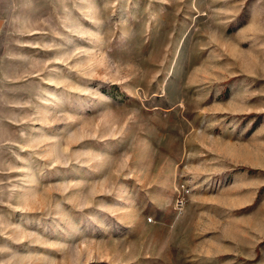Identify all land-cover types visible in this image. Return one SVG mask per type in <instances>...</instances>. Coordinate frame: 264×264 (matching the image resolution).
Segmentation results:
<instances>
[{"label":"rangeland","instance_id":"1","mask_svg":"<svg viewBox=\"0 0 264 264\" xmlns=\"http://www.w3.org/2000/svg\"><path fill=\"white\" fill-rule=\"evenodd\" d=\"M0 264H264V0H0Z\"/></svg>","mask_w":264,"mask_h":264}]
</instances>
